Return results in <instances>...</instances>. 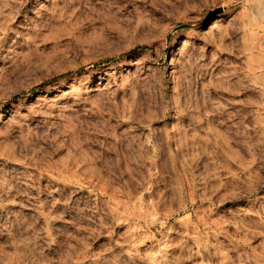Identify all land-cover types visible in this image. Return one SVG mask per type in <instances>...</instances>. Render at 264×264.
I'll return each mask as SVG.
<instances>
[{
  "label": "rangeland",
  "instance_id": "1",
  "mask_svg": "<svg viewBox=\"0 0 264 264\" xmlns=\"http://www.w3.org/2000/svg\"><path fill=\"white\" fill-rule=\"evenodd\" d=\"M0 264H264V0H0Z\"/></svg>",
  "mask_w": 264,
  "mask_h": 264
},
{
  "label": "water",
  "instance_id": "2",
  "mask_svg": "<svg viewBox=\"0 0 264 264\" xmlns=\"http://www.w3.org/2000/svg\"><path fill=\"white\" fill-rule=\"evenodd\" d=\"M220 12H222V8H218V9H216V10H212V11H210V12H208V13L206 14V16L204 17V20H208V19H210L213 15H215L216 13H220Z\"/></svg>",
  "mask_w": 264,
  "mask_h": 264
}]
</instances>
